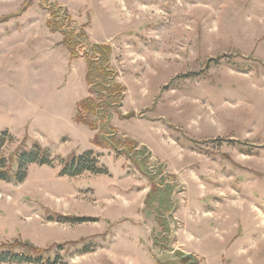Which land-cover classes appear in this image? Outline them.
I'll return each instance as SVG.
<instances>
[{"label":"rangeland","instance_id":"374dc122","mask_svg":"<svg viewBox=\"0 0 264 264\" xmlns=\"http://www.w3.org/2000/svg\"><path fill=\"white\" fill-rule=\"evenodd\" d=\"M25 1L0 0V18ZM49 1L91 44L112 46L124 91L108 123L149 150L154 183L172 188L176 210L157 214L146 203L153 182L132 156L102 146L105 115H91L97 129L77 120L84 98L112 99L90 92L87 60L71 58L34 0L0 22V155L39 144L54 163L0 180V246L29 241L49 264H182L179 253L264 264V0ZM87 151L106 173L61 174L63 159Z\"/></svg>","mask_w":264,"mask_h":264},{"label":"trees","instance_id":"16d2710c","mask_svg":"<svg viewBox=\"0 0 264 264\" xmlns=\"http://www.w3.org/2000/svg\"><path fill=\"white\" fill-rule=\"evenodd\" d=\"M33 1L34 0H26L18 12L1 17L0 22H6L13 17L16 18L21 16L32 5ZM42 1L46 4L45 6L49 11L50 16L47 20V26L50 31L59 32L63 35L62 45L70 52L72 59L83 56L87 60V82L91 86L90 92L96 93L100 99H102V97L112 99L106 105L105 102L101 103L91 96L84 98L79 103L77 120L88 125L92 129H97V124L91 119V115H105L100 128L104 132L107 130L106 133L109 138H105L102 146L120 152L127 156L128 159H131L132 156V163L135 168L153 182L151 185L152 190L148 193L146 198V203L149 207L157 205L156 212L159 215L163 209L175 212L176 207L171 199L173 195L172 188L170 186L162 187L161 185L154 183L157 174H154L148 166L149 150L146 147L139 149V142L131 138H121L116 136V132H118L117 129H115L114 126L111 127L108 123L109 119L112 117L110 110H117L119 113V106L121 105L120 99L123 97L124 91V87L120 83L115 82L114 76L116 72L110 65L113 53L112 46L109 44H91L88 40V33L84 29L77 30L72 28V15L65 8L58 6L49 0ZM85 47H89L91 51H85L82 53L81 51ZM224 57H227V55H222L218 59L210 60L209 62L218 65ZM232 63L234 65L233 67H236L237 69L243 67L241 64ZM134 115L135 114L130 113L128 116L123 117L128 119ZM3 141L4 140H1V143H3ZM140 155L143 156L141 160L138 158ZM149 156H151L150 153ZM53 163L54 159H52L49 153L39 144L34 148L22 147L17 149L9 157L0 155V180H15L22 182L27 176L26 167L28 165H53ZM62 165V175L77 176L84 172L95 174L106 173V170L100 165L98 155L92 151H87L81 156L74 155L65 158L62 160ZM158 174L160 175V172ZM169 176L172 179H175L174 175L169 174ZM70 219H74L75 221L90 220L88 218L77 217H71ZM156 219L165 229L166 222H164L158 215ZM60 246H62V244ZM47 252L48 250L40 249L29 241L17 242L15 244H2L0 246V263L35 262L49 264L51 256L48 255ZM182 255V253H179L178 255L182 259V264H198L196 258L195 261H193L191 258H183ZM161 264L175 263L161 262Z\"/></svg>","mask_w":264,"mask_h":264},{"label":"water","instance_id":"95a60500","mask_svg":"<svg viewBox=\"0 0 264 264\" xmlns=\"http://www.w3.org/2000/svg\"><path fill=\"white\" fill-rule=\"evenodd\" d=\"M183 258H191L193 261H195V257L192 254H183Z\"/></svg>","mask_w":264,"mask_h":264}]
</instances>
